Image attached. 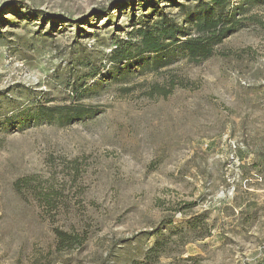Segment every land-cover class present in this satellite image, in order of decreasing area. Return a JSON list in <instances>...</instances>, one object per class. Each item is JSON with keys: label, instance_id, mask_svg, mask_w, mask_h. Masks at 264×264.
Listing matches in <instances>:
<instances>
[{"label": "rangeland", "instance_id": "obj_1", "mask_svg": "<svg viewBox=\"0 0 264 264\" xmlns=\"http://www.w3.org/2000/svg\"><path fill=\"white\" fill-rule=\"evenodd\" d=\"M117 2L0 0V264H264V26L247 22L201 64L131 66L119 82L110 39H128L133 8ZM251 14L264 23V5ZM85 48L101 74L77 98ZM174 76L189 87L150 94ZM71 103L97 115L27 120ZM56 229L82 245L58 250Z\"/></svg>", "mask_w": 264, "mask_h": 264}, {"label": "trees", "instance_id": "obj_2", "mask_svg": "<svg viewBox=\"0 0 264 264\" xmlns=\"http://www.w3.org/2000/svg\"><path fill=\"white\" fill-rule=\"evenodd\" d=\"M162 4L164 6L161 7ZM260 5H264V0H238L236 3L232 0H118L113 5L116 9L133 8L130 17L133 29L128 33V39L116 36L110 39L113 48L108 61L112 66V80L128 81L132 75L131 66L139 67L143 72L160 73L182 59L196 65L208 61L216 54V48L244 28L247 22L264 26L259 17L251 14ZM82 33L84 31L79 29L78 36ZM78 54L80 57L76 60L81 61L77 63L87 71L74 74V81L67 85L77 98L86 89L88 80L96 79L101 74V69L96 67V59L91 60L86 48ZM177 87L188 88L189 83L180 76H174L166 86L153 85L150 94L166 99ZM95 115L97 112L92 107L71 103L40 106L27 120L69 126ZM19 186L20 182L16 183V187ZM54 195L56 193L51 192L44 199L50 208ZM187 224L189 230L196 231L204 224V218L195 217ZM178 231L175 233L179 234ZM172 235L174 232L158 235L153 247L146 253L147 261L160 258ZM55 237L58 250L81 246L84 241L79 235L60 229L55 230Z\"/></svg>", "mask_w": 264, "mask_h": 264}, {"label": "built area", "instance_id": "obj_3", "mask_svg": "<svg viewBox=\"0 0 264 264\" xmlns=\"http://www.w3.org/2000/svg\"><path fill=\"white\" fill-rule=\"evenodd\" d=\"M231 158H234L233 156Z\"/></svg>", "mask_w": 264, "mask_h": 264}]
</instances>
